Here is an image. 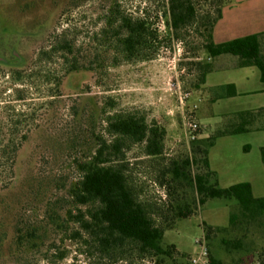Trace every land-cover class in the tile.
<instances>
[{
  "label": "rangeland",
  "instance_id": "374dc122",
  "mask_svg": "<svg viewBox=\"0 0 264 264\" xmlns=\"http://www.w3.org/2000/svg\"><path fill=\"white\" fill-rule=\"evenodd\" d=\"M217 2H204L201 13L213 12ZM113 6L133 18L150 16L152 30L159 31V39L131 60L113 36L106 39L101 34ZM166 6L167 0H0V44L22 39L34 29V21H44V33L30 53V63L35 64L31 68L38 67L37 52L54 31L61 44H73L75 54L67 55V64L73 60L77 66L73 72L61 71L60 112L31 123L28 139H14L12 157L0 156V264H193L201 253L203 223L228 226L231 207L225 200H211L199 214L178 221L174 230L166 232L164 248L174 245L177 250L172 258L143 257L133 244L101 252L76 219L89 208L76 206L69 191L81 178L78 165L96 151L98 138L111 139L106 131L110 116H142L150 127L166 131V160L147 156L146 144L127 143L124 150L139 200L153 211L168 201L161 170L169 159L191 154L188 122L200 126L197 138L220 128L221 120L208 115L210 107L199 102L201 89L195 88L199 77L195 63L210 59L198 24L179 35L170 33L168 19L161 16ZM185 95L189 98L181 103ZM35 99L37 106L50 100L47 95ZM256 137L218 139L213 152L217 162L233 160L245 167L255 155L259 159ZM246 144L254 147L251 155ZM253 239L251 252L243 256L245 263L242 255L223 253L225 264H264L262 235Z\"/></svg>",
  "mask_w": 264,
  "mask_h": 264
},
{
  "label": "trees",
  "instance_id": "16d2710c",
  "mask_svg": "<svg viewBox=\"0 0 264 264\" xmlns=\"http://www.w3.org/2000/svg\"><path fill=\"white\" fill-rule=\"evenodd\" d=\"M207 1L167 0L161 16L168 19L166 26L170 33L179 35L198 24V33L204 40L203 50L210 59L236 56L241 67H258L264 83V33L216 44L215 26L232 0H218L213 12L202 14L201 5ZM149 19L148 15L133 18L113 6L107 12L106 26L101 34L106 39L113 36L125 58L131 60L160 37L158 30H152ZM67 45L70 48V43ZM195 65L199 71L195 88L200 90L212 67L202 61ZM219 119V130L191 141L189 156L168 160L160 172L161 185L167 188V205L153 211L139 200L124 150L127 143L146 144L147 156L166 160L163 157L166 131L158 126L150 127L144 117L130 113L108 118L106 131L111 139L98 138L96 151L78 165L81 178L69 191L76 206L89 208L76 219L83 222V228L91 234L101 252L133 244L143 257L172 258L176 247L164 248L166 232L174 230L178 221L199 214L211 200L235 204L230 209L228 226L203 223L204 239L210 251L209 264H225L223 253L242 255L240 260L243 261V256L249 255L255 244V235L261 234L264 240V197H255L250 183L221 187L209 160L210 150L219 138L264 132V109L228 114ZM261 157L264 164V147Z\"/></svg>",
  "mask_w": 264,
  "mask_h": 264
},
{
  "label": "crops",
  "instance_id": "0c3cea01",
  "mask_svg": "<svg viewBox=\"0 0 264 264\" xmlns=\"http://www.w3.org/2000/svg\"><path fill=\"white\" fill-rule=\"evenodd\" d=\"M262 33H264V0H232V3L224 8L222 18L215 26L213 38L216 44H224ZM209 63L212 70L198 95L199 102L206 103L210 107L208 115L219 119L228 114L264 109V83L258 67H241L240 59L232 55L211 58ZM195 109L198 116L199 105H196ZM185 133L187 135V132ZM247 134L257 135L255 148L259 149L261 154V148L264 147L262 132ZM231 137L235 136L219 138L218 142L230 140ZM218 142L211 148L209 160L212 170L218 174L221 187L228 188L241 183H250L255 197H264L262 157L258 159L255 155L254 161H249L248 166L245 167L233 160L219 163L216 158L217 153H213ZM244 147L250 148L247 144ZM253 151L254 147L250 148L248 155ZM226 202L230 207L235 204Z\"/></svg>",
  "mask_w": 264,
  "mask_h": 264
},
{
  "label": "flooded vegetation",
  "instance_id": "af4514ba",
  "mask_svg": "<svg viewBox=\"0 0 264 264\" xmlns=\"http://www.w3.org/2000/svg\"><path fill=\"white\" fill-rule=\"evenodd\" d=\"M34 24L32 32L29 31L31 35H24L14 43L0 44V156L8 158L14 153V139L29 138L31 123L38 124L39 118L44 120L52 111L54 114L60 112L61 71L77 70L73 60L67 64V55L72 58L75 54L73 44L70 48L67 42L61 44L56 31L48 36L46 43L49 45L37 52L38 67L31 68L35 64L30 63V53L44 33L46 23L34 21ZM46 95L50 99L47 104L37 106L34 103L38 100L35 96L44 100Z\"/></svg>",
  "mask_w": 264,
  "mask_h": 264
},
{
  "label": "built area",
  "instance_id": "2783aa9c",
  "mask_svg": "<svg viewBox=\"0 0 264 264\" xmlns=\"http://www.w3.org/2000/svg\"><path fill=\"white\" fill-rule=\"evenodd\" d=\"M188 96L189 95L181 96L180 97L181 103H184V100H187L189 98ZM187 126L190 132V139L195 140L197 138L195 134L198 132L200 126L197 123L190 122V121L188 122ZM198 244L201 246V253L198 255L197 258H194L192 260V263L193 264H209V250H208L205 239L198 241Z\"/></svg>",
  "mask_w": 264,
  "mask_h": 264
}]
</instances>
